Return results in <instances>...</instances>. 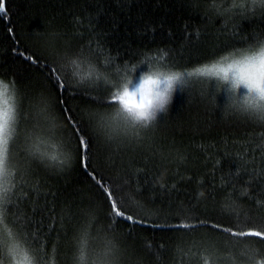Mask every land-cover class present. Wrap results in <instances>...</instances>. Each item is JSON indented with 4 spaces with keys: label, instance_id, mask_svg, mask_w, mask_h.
<instances>
[{
    "label": "trees",
    "instance_id": "obj_1",
    "mask_svg": "<svg viewBox=\"0 0 264 264\" xmlns=\"http://www.w3.org/2000/svg\"><path fill=\"white\" fill-rule=\"evenodd\" d=\"M6 8L7 16L0 19V73L4 74L0 79H15L26 112L32 109L34 97L44 95L52 119H59L61 113L59 93L46 79L47 69L41 71L29 64L14 53V48L40 58L41 66L59 61L65 52L98 55L102 65L111 62L123 66L127 61L138 64L148 57L161 56L178 61L183 57L180 62L188 63L189 57L202 59L208 49L215 50L218 41L222 43L232 35L234 24L246 34L253 28L264 29V17L228 20L213 12L205 0H6ZM68 71H72L70 66ZM79 71L86 74L87 66L82 65ZM70 82L77 87L74 80ZM223 89L222 84L207 78L194 89H178L167 111L158 114L157 126L142 148L106 151L101 145L99 150L94 149L93 166L105 177L130 181L143 193L126 208L160 224L197 223L205 218L227 223L226 201L242 214L259 215L249 200L253 193L249 185L264 176V168L249 154L245 172L240 158L256 149L264 152V137L233 118L228 101L232 93ZM26 94L31 95L25 98ZM96 95L97 89L90 86L88 95H78L70 105L87 112L95 107L90 97ZM59 127H64L63 121ZM68 137L70 133L65 139ZM56 149L54 146L53 151ZM230 177L237 181L234 195L228 187L223 195L208 197L210 190L224 187ZM26 181V191L34 201L32 207L44 208L47 202L52 213L49 227L64 228L63 223L56 224L57 219L91 206L100 221L98 227L111 224L115 231L109 234L126 250L132 264H199V260L208 259L203 252L207 246L219 253L222 264H245L240 254L247 244L234 246L208 229L187 234L168 228L129 229L126 221L113 224L105 219L103 194L70 150L69 162L63 168L33 165ZM231 220L234 222L235 216ZM49 251L54 253V249Z\"/></svg>",
    "mask_w": 264,
    "mask_h": 264
},
{
    "label": "snow or ice",
    "instance_id": "obj_2",
    "mask_svg": "<svg viewBox=\"0 0 264 264\" xmlns=\"http://www.w3.org/2000/svg\"><path fill=\"white\" fill-rule=\"evenodd\" d=\"M205 2L213 12L228 20L264 17V0ZM5 16L6 0H0V19ZM8 31L13 32L11 26ZM222 31L226 32L227 28ZM218 44L213 46L215 50L208 49L202 59L189 57L188 63L180 62L183 57L178 61L175 57L161 56L148 57L138 64L127 61L123 66L111 62L102 65L98 55L85 56L82 52H65L59 61L41 66L40 58L13 49L29 64L41 71L47 69L46 79L59 93L61 116L51 118L44 95L34 97L32 109L26 112L18 97L15 79H0V264H132L126 250L109 234L115 231L111 224L107 228L98 227L100 221L91 206L77 209L63 220L57 219L56 224L63 223L64 228L49 227L52 213L47 202L44 208L32 207L34 201L25 188L26 175L33 172V165L63 168L69 162V150L97 191L103 194L107 207L104 218L113 224L126 221L129 229L136 226L168 228L185 234L208 229L226 237L234 246L247 244L240 254L245 264H264V247H252L253 244L264 245V176L255 185H249L253 188L249 200L257 207L259 215L242 214L226 201L227 223L205 218L198 219L197 223L160 224L125 207L143 196L138 187L133 188L130 181L105 177L93 166L94 149L99 150L101 145L106 151L142 148L157 126L158 114L167 111L173 94L178 89L181 92L194 89L208 77L230 85L232 95L228 101L233 118L264 137V29L253 28L246 34L239 24H234L232 35ZM82 65L87 66L86 74L79 71ZM73 80L75 88L70 82ZM90 86L97 89V95L90 97L95 107L87 112L73 109L70 101L78 95H88ZM30 95L26 94L25 98ZM61 121L63 128L59 127ZM69 133L70 137L65 139ZM54 146H57L56 151H53ZM249 154L264 168V152L256 149L240 158L245 172ZM236 174L239 175V170ZM228 187L233 190L230 195H234L237 181L230 177L224 187L210 190L208 197L223 195ZM152 190H156L154 186ZM231 216H235L234 222ZM50 249H54V253ZM203 252L208 259L199 260V264H222V258L213 247H203Z\"/></svg>",
    "mask_w": 264,
    "mask_h": 264
},
{
    "label": "rangeland",
    "instance_id": "obj_3",
    "mask_svg": "<svg viewBox=\"0 0 264 264\" xmlns=\"http://www.w3.org/2000/svg\"><path fill=\"white\" fill-rule=\"evenodd\" d=\"M207 79H214L216 82H218L219 84H222L224 86V88H225V89H223L224 91H226V92L228 91L229 92L230 85L224 84L223 81H219L216 78L208 77Z\"/></svg>",
    "mask_w": 264,
    "mask_h": 264
}]
</instances>
